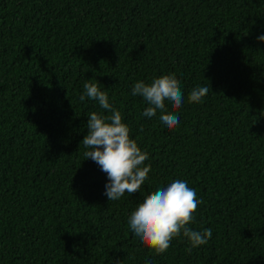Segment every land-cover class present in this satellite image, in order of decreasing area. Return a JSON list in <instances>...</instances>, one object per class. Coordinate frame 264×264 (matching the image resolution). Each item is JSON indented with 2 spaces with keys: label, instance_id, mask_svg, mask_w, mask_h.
<instances>
[{
  "label": "trees",
  "instance_id": "trees-1",
  "mask_svg": "<svg viewBox=\"0 0 264 264\" xmlns=\"http://www.w3.org/2000/svg\"><path fill=\"white\" fill-rule=\"evenodd\" d=\"M264 0H0V264H264ZM180 81L179 124L132 95L139 80ZM106 91L148 159L139 192L116 201L80 142ZM209 91L189 103L196 86ZM166 111H174L166 102ZM202 201L193 248L163 254L127 227L172 180Z\"/></svg>",
  "mask_w": 264,
  "mask_h": 264
},
{
  "label": "clouds",
  "instance_id": "clouds-1",
  "mask_svg": "<svg viewBox=\"0 0 264 264\" xmlns=\"http://www.w3.org/2000/svg\"><path fill=\"white\" fill-rule=\"evenodd\" d=\"M257 39L264 41V35L257 36ZM83 89L80 101L88 97L110 113L93 111L87 120V134L80 142L87 149L85 159L90 158L107 174L104 194L109 201H116L126 192L129 195L139 192L151 170L150 165L142 166L148 159L147 152L142 151L131 137V129L123 122L121 112L109 102L108 93L101 90L98 83L88 81ZM208 91L207 86L194 87L188 94V102L201 103ZM132 95L140 96L146 102L143 116L151 118L159 112V122L167 129L179 124L175 110L181 108L184 94L175 75H160L150 82L139 80L132 88ZM166 102L174 111H166ZM201 203L187 181L175 179L145 196L130 213L127 227L156 254L165 253L172 240L181 235L190 245L186 251L191 253L193 248L206 244L212 236L211 228L193 230L189 226L195 221Z\"/></svg>",
  "mask_w": 264,
  "mask_h": 264
}]
</instances>
